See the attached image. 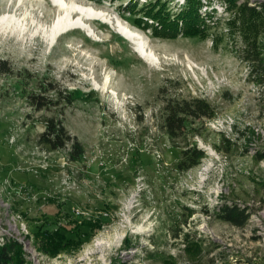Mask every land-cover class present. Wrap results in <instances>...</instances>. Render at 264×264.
<instances>
[{"label": "rangeland", "instance_id": "374dc122", "mask_svg": "<svg viewBox=\"0 0 264 264\" xmlns=\"http://www.w3.org/2000/svg\"><path fill=\"white\" fill-rule=\"evenodd\" d=\"M67 1L119 18L158 59L94 16V34L74 27L50 42L61 13L52 0H0V18L14 14L27 28H0V243L20 242L13 264H264V104L225 3L206 0L202 14L216 23L205 36L161 37L135 24L131 0ZM32 94L52 104L37 109ZM194 98L213 116L172 137L167 105ZM51 119L85 146L82 159L70 160L71 143L41 142ZM194 146L206 157L179 171ZM235 204L249 213L243 227L215 214ZM57 228L74 240L38 236Z\"/></svg>", "mask_w": 264, "mask_h": 264}, {"label": "trees", "instance_id": "16d2710c", "mask_svg": "<svg viewBox=\"0 0 264 264\" xmlns=\"http://www.w3.org/2000/svg\"><path fill=\"white\" fill-rule=\"evenodd\" d=\"M225 3L226 10L231 12L227 21L228 32L235 36L240 34L245 41V57L250 64V78L261 90V100L264 104V2L252 5L249 0H221ZM169 0H157L156 2L143 4L140 0H131L125 7L126 11L133 14L135 24L138 27L152 29L153 33L161 37H174L179 34L185 36H205L208 30L216 22L213 14H202V8L207 6L206 0H184L179 7L171 9ZM210 22L211 24H209ZM55 89V87H52ZM49 89L48 90H52ZM67 95L69 93L67 90ZM31 105L42 109L52 101H42L37 95L30 96ZM71 96L68 102H73ZM214 110L205 99L194 98L182 102L167 105L166 127L168 133L178 136L187 126L190 119L213 116ZM42 143L47 144L54 150L67 147L71 143L69 157L71 161H79L85 155V146L76 136H72L59 120L51 119L40 138ZM206 157V152L197 147H191L183 151V158L178 162L179 171H187L199 166ZM257 159H264V151H257ZM216 216L238 227H243L249 220L247 209L240 205H224L216 210ZM39 230L38 236L48 238V244L74 240L68 238L59 228L48 231ZM188 235H186L187 237ZM59 237V238H58ZM58 238V239H57ZM77 245L84 240L79 238ZM0 246V264H13L15 254L21 247L20 242L6 237Z\"/></svg>", "mask_w": 264, "mask_h": 264}, {"label": "bare ground", "instance_id": "6f19581e", "mask_svg": "<svg viewBox=\"0 0 264 264\" xmlns=\"http://www.w3.org/2000/svg\"><path fill=\"white\" fill-rule=\"evenodd\" d=\"M24 0H20L22 3ZM55 6L61 10L58 14L57 19L54 21V24L50 30V34H48L50 38V42H54L57 37L66 32L70 28L74 27H80L84 30H86L89 34H94V30L88 23V19L94 17H99L102 20L109 22L114 28L118 30L126 39L131 41L133 45L135 46V50L140 54L142 58H144L147 61L154 62L158 59L157 54L155 51L148 47V44L143 39L142 35L132 29L129 25L122 22L119 18L113 20L112 18L108 17L103 12H95L93 9L88 7H83L78 4H76L74 1L68 2L67 0H52ZM79 13V17L74 20L73 14ZM116 22V23H115ZM11 25L14 29H20L21 31H25L26 24H24V19L17 17L14 14H5L0 18V28H10ZM31 28V27H30ZM47 31V30H46ZM46 33V32H45ZM47 36V35H46ZM148 42V41H147ZM111 75L108 74L105 79V83L103 86L96 85V87L103 88V90L108 89V85L110 84ZM116 98L118 97V94L115 90L110 91ZM79 213V212H77ZM4 241V240H3ZM3 243V242H2ZM103 241H99L97 244H102ZM1 244V243H0Z\"/></svg>", "mask_w": 264, "mask_h": 264}, {"label": "built area", "instance_id": "2783aa9c", "mask_svg": "<svg viewBox=\"0 0 264 264\" xmlns=\"http://www.w3.org/2000/svg\"><path fill=\"white\" fill-rule=\"evenodd\" d=\"M77 212H79V211H77Z\"/></svg>", "mask_w": 264, "mask_h": 264}]
</instances>
